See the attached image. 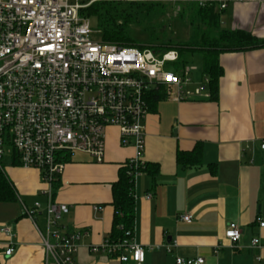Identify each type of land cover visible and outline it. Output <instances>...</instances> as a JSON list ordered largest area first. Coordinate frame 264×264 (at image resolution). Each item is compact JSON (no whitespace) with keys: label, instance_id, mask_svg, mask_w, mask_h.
<instances>
[{"label":"crops","instance_id":"obj_1","mask_svg":"<svg viewBox=\"0 0 264 264\" xmlns=\"http://www.w3.org/2000/svg\"><path fill=\"white\" fill-rule=\"evenodd\" d=\"M221 22L263 40L264 0L230 3ZM219 65L223 74L213 97L207 89L209 98L162 99L150 109L143 151L148 169L134 184V241L146 249L143 264H176L179 257L203 258L204 264H264V228L258 222H264V48L221 54ZM193 77L191 88L203 79ZM197 145L201 164L179 165V152L190 153ZM134 155L133 147L121 146L118 129L110 128L103 164L82 153L66 164L53 200L70 212L51 230L83 233L75 264H122L91 247L111 242L112 185ZM6 164L15 199L0 202V227H11L15 253L5 256L9 239L0 234V264H56L47 260L43 246L47 199L40 193L45 188L40 173ZM37 202L42 208L32 221L23 205L32 208ZM185 214L191 223L179 220ZM231 223L243 234L233 247L225 237ZM170 245L175 246L168 251Z\"/></svg>","mask_w":264,"mask_h":264},{"label":"built area","instance_id":"obj_2","mask_svg":"<svg viewBox=\"0 0 264 264\" xmlns=\"http://www.w3.org/2000/svg\"><path fill=\"white\" fill-rule=\"evenodd\" d=\"M236 1L241 0H0V171L5 173L7 158L11 165L39 171L45 185L40 193L47 199V260L75 264L83 237L81 232L51 230L70 212L53 200L66 164L79 153L103 164L107 131L117 128L121 146L135 150L125 163L135 184L147 166L145 124L153 95L175 102L210 97L207 77L191 88L196 84L193 66L166 69L178 63L177 51L158 55L148 48L96 40L87 9L98 2H145L177 10L215 5L224 11ZM41 208L38 202L32 208L23 205V214L35 221ZM179 220L191 223L192 216ZM258 222L264 228V222ZM0 234L9 239L5 256L12 257L11 227H0ZM225 237L235 246L243 237L240 226L229 224ZM259 243L252 241L254 247ZM145 250L134 241V232L128 239L91 247V252L122 264H143ZM176 264H204V259L179 257Z\"/></svg>","mask_w":264,"mask_h":264},{"label":"trees","instance_id":"obj_3","mask_svg":"<svg viewBox=\"0 0 264 264\" xmlns=\"http://www.w3.org/2000/svg\"><path fill=\"white\" fill-rule=\"evenodd\" d=\"M164 9L162 5L145 2H98L87 9V16L97 22L101 32L100 40L104 43L121 47L148 48L156 54L175 50L179 54L177 63L179 67L192 66L193 57L199 55L198 75L209 79L208 89L212 97L217 93L218 82L223 74L219 65L221 54L264 48V39H259L248 32L231 31L223 27L221 22L223 11H219L215 5L204 8L195 5L185 7L180 17L191 26V33L185 44L161 41L149 27L146 29L150 36L149 43L144 45L138 42L133 36V27L148 26ZM162 99H164L163 95H153L150 109ZM201 153L199 145L190 153L179 152L178 163L183 167L199 166ZM147 169L148 165L144 171ZM14 199L15 194L10 187L9 180L5 173L0 171V202H10ZM112 199L114 219L110 240L114 243L128 239L129 235L134 232L135 226L134 180L129 176L125 166L121 169L119 180L112 185Z\"/></svg>","mask_w":264,"mask_h":264},{"label":"rangeland","instance_id":"obj_4","mask_svg":"<svg viewBox=\"0 0 264 264\" xmlns=\"http://www.w3.org/2000/svg\"><path fill=\"white\" fill-rule=\"evenodd\" d=\"M164 11L154 18L151 24L148 26L146 25H139L134 26L132 29V33L134 38L140 42L141 44H148L150 40L149 34L146 32V29L152 28L154 31V35L162 40H166V42L174 41L181 44L187 43L189 39V35L191 33V26L187 21H183L180 17V15L184 12L185 7H182L180 10H177L175 8H172L170 6H164ZM161 11V10H160ZM91 27L95 33V39L100 40L101 38V32L98 29L97 22L94 19H91ZM162 53V52H161ZM158 55H162V54ZM192 59V57H190ZM192 66L196 69V72H194V75L198 76L200 71V56L195 55L193 57V63ZM179 65L177 64H169L167 66V70L174 71L175 69H178ZM8 158L5 160V163H8Z\"/></svg>","mask_w":264,"mask_h":264}]
</instances>
